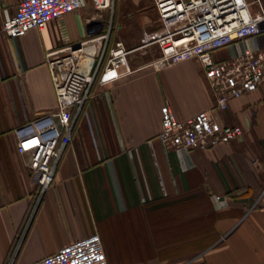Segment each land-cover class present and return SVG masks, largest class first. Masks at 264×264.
<instances>
[{
    "label": "crops",
    "instance_id": "obj_1",
    "mask_svg": "<svg viewBox=\"0 0 264 264\" xmlns=\"http://www.w3.org/2000/svg\"><path fill=\"white\" fill-rule=\"evenodd\" d=\"M20 1L0 0V264H34L93 234L107 264H264V83L218 110L197 61L154 70L160 54L140 66L129 57L136 72L93 85L72 117L39 198L13 131L55 110L46 54L107 34L112 19L88 24L96 12L84 0L42 31L11 38L3 24ZM227 48L213 60L263 49L264 34ZM165 105L183 122L211 111L241 135L206 150H168L157 138Z\"/></svg>",
    "mask_w": 264,
    "mask_h": 264
},
{
    "label": "built area",
    "instance_id": "obj_2",
    "mask_svg": "<svg viewBox=\"0 0 264 264\" xmlns=\"http://www.w3.org/2000/svg\"><path fill=\"white\" fill-rule=\"evenodd\" d=\"M84 0H21L3 32L11 38L30 30L42 31L67 14L79 10ZM159 28L144 33L141 46L127 50L121 42L108 43L109 32L94 35L71 47L46 54L56 98L55 110L14 129L16 151L35 179L39 198L51 185L64 148L70 142L72 117L78 116L97 84L112 85L133 75L128 58L138 50L156 47L160 56L148 67L158 70L195 60L204 70V79L218 110L229 101L257 90L264 83V48H244L226 61L216 62L212 54L221 48L254 40L264 34V7L261 0H150ZM95 17L103 22L114 13L115 0H90ZM257 5L251 12L250 6ZM101 69V70H100ZM158 140L168 150H206L228 143L241 135L240 128H223L211 111L200 112L185 122L170 107L160 110ZM34 264H107L97 234L77 240Z\"/></svg>",
    "mask_w": 264,
    "mask_h": 264
},
{
    "label": "rangeland",
    "instance_id": "obj_3",
    "mask_svg": "<svg viewBox=\"0 0 264 264\" xmlns=\"http://www.w3.org/2000/svg\"><path fill=\"white\" fill-rule=\"evenodd\" d=\"M150 0H125L118 5H114V13L105 26H108V43L121 42L127 50H134L141 46L144 33L155 31L157 25V15ZM145 17L146 23H142ZM106 18V17H105ZM104 21H107L106 19ZM105 32H101L102 35ZM220 51H229L228 48H221ZM159 56L156 47L138 50L130 55V65H144Z\"/></svg>",
    "mask_w": 264,
    "mask_h": 264
},
{
    "label": "trees",
    "instance_id": "obj_4",
    "mask_svg": "<svg viewBox=\"0 0 264 264\" xmlns=\"http://www.w3.org/2000/svg\"><path fill=\"white\" fill-rule=\"evenodd\" d=\"M101 70V69H100ZM99 74H100V72L98 73V76L96 77V79L94 80V83H93V85H95V84H97V79H98V77H99ZM92 85V86H93ZM81 115V111H80V113L78 114V116H80ZM77 116V117H78Z\"/></svg>",
    "mask_w": 264,
    "mask_h": 264
}]
</instances>
